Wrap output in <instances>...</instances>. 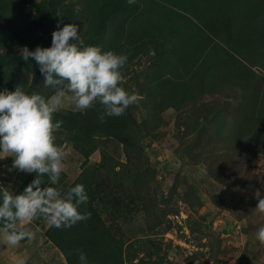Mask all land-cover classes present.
I'll use <instances>...</instances> for the list:
<instances>
[{"label":"trees","instance_id":"1","mask_svg":"<svg viewBox=\"0 0 264 264\" xmlns=\"http://www.w3.org/2000/svg\"><path fill=\"white\" fill-rule=\"evenodd\" d=\"M79 1L80 9L71 0H0V91H14L19 84L29 94L53 93L45 87L34 58L25 62L20 49L50 47L59 21L61 28L80 23L78 34L85 45L127 54L121 69L124 87L138 97L124 115L106 117L104 123L98 119L102 111L98 103L82 112L64 109L55 114V120L63 121L56 143L61 147L68 143L84 166L72 182L67 183L61 172L56 185L48 184L44 176V186L63 193L83 184L89 199L80 211L90 212L91 217L71 228L48 226L45 237L66 264H81L77 250L85 253L87 264H163L165 243L160 237L175 229L186 239L184 227L189 234L205 236L197 224L206 215L189 218L202 206V197L199 187L185 184V177L176 176L167 191L159 188L146 149L165 136L161 128L167 121L162 114L173 109L178 156L204 164L208 176L221 184H240L250 191L259 185L255 170L258 158H264V23L256 28L243 21L238 16L241 0L231 10L224 8L228 14L220 10L229 0H136L131 5L127 0ZM242 2L254 5L250 10L264 17V0ZM234 20L243 23L234 26ZM214 94L226 99L201 101L203 95ZM109 144L121 145L124 161L109 152ZM96 150L99 161L87 165ZM35 176L28 173L13 193L22 192ZM180 183L185 187L178 191ZM174 199L181 205H174ZM180 211L186 214L181 224L168 218ZM136 214L142 215L145 225L135 233L145 236L131 239L121 223ZM245 215L252 221L253 216ZM219 243L214 253L212 241H199L195 250L185 254L183 264H217L219 256L228 253ZM239 261L251 264L252 260L242 254Z\"/></svg>","mask_w":264,"mask_h":264},{"label":"clouds","instance_id":"2","mask_svg":"<svg viewBox=\"0 0 264 264\" xmlns=\"http://www.w3.org/2000/svg\"><path fill=\"white\" fill-rule=\"evenodd\" d=\"M129 5L136 0H127ZM78 26L65 24L52 32L50 47L37 46L30 51L20 49L21 58L27 62L34 58L43 74L45 87L53 90L47 97L27 93L19 84L14 91H0V153L13 157L12 167L26 173H35V178L19 194L8 189L0 193V232L9 246H18L21 241H33L36 234L30 230L38 218L46 219L50 228H71L78 222L90 219L91 213L81 212L88 202L83 184H75L66 192L56 187L63 171L64 149L56 143L55 133L63 121L55 120V114L66 99L73 111L82 112L95 104L102 106L98 119L119 117L129 106L138 102L134 93L124 87L121 69L128 61L127 54L102 50L95 45H85L80 38ZM71 94L70 96L68 94ZM258 195V194H257ZM256 210L264 214V198H259ZM256 239L264 244V226L256 232ZM81 264H87L82 250H77ZM15 264H25L17 259Z\"/></svg>","mask_w":264,"mask_h":264},{"label":"rangeland","instance_id":"3","mask_svg":"<svg viewBox=\"0 0 264 264\" xmlns=\"http://www.w3.org/2000/svg\"><path fill=\"white\" fill-rule=\"evenodd\" d=\"M71 1L75 3L76 9L82 7L81 1ZM65 3H70V0H65ZM237 4L236 2L235 7ZM246 9L248 11L249 6H246ZM243 17V20L252 23V25L254 24L256 28L264 22L263 15L247 13ZM79 19L83 22L81 26H84L85 21L83 18L80 16ZM75 24L79 28L80 23L78 24L77 22ZM136 68L139 69V67ZM68 95L70 96L71 94L69 93ZM213 99L221 101L226 99V97L219 94L203 95L201 101L211 102ZM64 109H73L69 99L65 100L60 110ZM183 112H185L184 109ZM162 115L167 124L162 126L161 130L167 133L161 141H152L149 148L147 147L146 149L151 154V161L157 170L159 188L167 191L176 176L179 178L185 177L187 179L185 184L199 187L202 197V206L197 208L196 211L194 210L189 218L191 220H199L200 216L206 215V218L197 224L205 236L196 231L189 234L187 230L188 233L184 232L186 239H182L180 237L183 233L176 230L175 233L172 232L170 235L160 237L165 243L161 253L166 255L163 264H183L185 254L195 250L199 241L206 242L207 240L213 242L212 251L214 253L219 250L216 248L219 240L221 243L219 244L228 250L227 255L219 256L220 260L217 264H240L239 259L242 254L252 260L251 264H264V244L256 239V231L259 225L264 226V216H260L258 211L252 210L256 207L258 199L264 198V158H258L256 161L255 171L258 174V180H261V182L257 187H253L252 191L241 188L240 184L236 186L221 184L208 176L204 164H195L187 157L181 158L174 152L178 145V141L173 136L175 111L167 109ZM55 134L58 135L59 132L57 131ZM120 146L115 147L109 144L108 150L119 156L121 161H124L125 158ZM62 148L66 154L62 172L65 174V181L70 183L81 172L84 166V164L82 165L83 158L68 143L63 144ZM99 159V151L96 150L89 157L87 165H96ZM12 163L13 157H3V154L0 153V187L2 190L8 189L14 192L28 173L13 168ZM184 187L185 185L180 183L177 189L181 191ZM251 200L253 201L252 204H250ZM174 201L176 203L173 202L174 205H181L179 200L174 199ZM245 214H250V217L253 216L252 221ZM183 217L184 215H182ZM209 222H211V227H206ZM121 225L131 239H135L136 236L141 238L144 235L140 231L135 233V230L145 225L141 214H136L130 221L122 222ZM27 227L36 234V238L33 241L26 240V242H22L15 247L6 244L3 240V233L0 232V264H15L17 259L23 258L28 264H66L59 250L45 237V231L48 227L46 219H42L39 222L34 220ZM252 227L255 233L250 229ZM245 229L247 231H244ZM177 245L187 248L186 251L182 252L181 249L176 247ZM208 246L207 243V246H203V249L206 250ZM200 248L202 247L200 246ZM208 255L210 254H207V257ZM208 264H211V262Z\"/></svg>","mask_w":264,"mask_h":264},{"label":"crops","instance_id":"4","mask_svg":"<svg viewBox=\"0 0 264 264\" xmlns=\"http://www.w3.org/2000/svg\"><path fill=\"white\" fill-rule=\"evenodd\" d=\"M229 2L230 3H233L231 6L230 5H228V1H226L225 3L223 2V6H222V8H221V10H220V13H223V14H228V12H226L225 10H224V8H226V7H228V8H230V10H231V8H235V4H236V0H229ZM239 2V1H238ZM240 4H242L241 5V7H242V12L238 15V16H245L247 13H251V14H254V15H256V10L255 11H251L250 10V8H251V6H254V5H251V4H249V10L247 11V9H246V6H247V3H246V5H244L243 4V2H242V0H241V2H239ZM232 12V11H231ZM230 12V13H231ZM230 15H232L233 16V14H230ZM249 16H250V14H249ZM237 18V17H236ZM244 21V20H243ZM241 22H242V20H234V26H237V25H242L241 24ZM243 23V22H242ZM264 23V22H263ZM241 27V26H240ZM26 242V241H25ZM24 259V258H23ZM25 262H26V260H25Z\"/></svg>","mask_w":264,"mask_h":264},{"label":"built area","instance_id":"5","mask_svg":"<svg viewBox=\"0 0 264 264\" xmlns=\"http://www.w3.org/2000/svg\"><path fill=\"white\" fill-rule=\"evenodd\" d=\"M183 213H184L183 211H180V213L177 214V215H168V218H170V219H172L174 221H177L179 224H181V220L186 217V214L185 213L183 214ZM182 215H184L183 218H182ZM175 231L176 230L174 229L172 232L175 233ZM172 232L165 233V236L172 234ZM184 232H186V233L188 232L187 229H186V227H184Z\"/></svg>","mask_w":264,"mask_h":264}]
</instances>
